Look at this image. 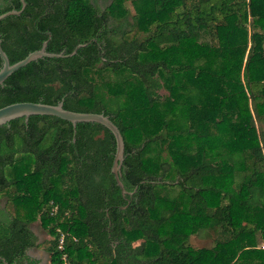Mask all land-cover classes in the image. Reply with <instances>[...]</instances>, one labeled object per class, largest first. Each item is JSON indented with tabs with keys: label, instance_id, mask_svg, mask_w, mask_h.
<instances>
[{
	"label": "trees",
	"instance_id": "16d2710c",
	"mask_svg": "<svg viewBox=\"0 0 264 264\" xmlns=\"http://www.w3.org/2000/svg\"><path fill=\"white\" fill-rule=\"evenodd\" d=\"M24 1L0 20L10 63L46 39L64 53L94 40L13 71L0 107L63 99L108 115L132 194L100 123L0 125V264L38 263L37 218L45 264H264V0ZM210 232L211 246L189 244Z\"/></svg>",
	"mask_w": 264,
	"mask_h": 264
},
{
	"label": "water",
	"instance_id": "95a60500",
	"mask_svg": "<svg viewBox=\"0 0 264 264\" xmlns=\"http://www.w3.org/2000/svg\"><path fill=\"white\" fill-rule=\"evenodd\" d=\"M22 6L19 10L10 9L3 13H0V20L8 15H17L25 6V1L20 0ZM92 40L87 42L78 43L71 52H49L46 50L48 39L42 42L39 49L30 51L25 57L10 63L6 52L2 49L0 40V57L2 59V66L0 67V85L3 84L4 80L15 70L26 65L27 63L37 60L42 57H65L72 56L77 52V49L89 44ZM30 115H53L61 119L67 120L72 123L74 133L76 124L79 122H97L105 126L111 131L115 138V151L111 165V172L114 175L116 184L119 186L122 195H131L132 191H128L122 180L120 179V166L124 159V140L119 128L113 123L108 115L103 112H79L65 109L63 107V99L59 100L56 104H48L44 102H31V101H19L13 102L0 107V125L6 124L9 121L23 117L27 121ZM125 206H122V208Z\"/></svg>",
	"mask_w": 264,
	"mask_h": 264
},
{
	"label": "rangeland",
	"instance_id": "374dc122",
	"mask_svg": "<svg viewBox=\"0 0 264 264\" xmlns=\"http://www.w3.org/2000/svg\"><path fill=\"white\" fill-rule=\"evenodd\" d=\"M99 9H102L109 3L110 0H92ZM126 5L131 8L129 2H126ZM132 11V9H131ZM163 80V79H162ZM160 93L167 94V89L165 86L160 89ZM5 200L0 199V206H4ZM30 228L36 236V246L28 250V254L38 260L37 264H45L48 260V253L46 247L48 246L49 240L51 239L50 235L42 228L40 225L39 219H35L30 223ZM213 232H210L204 237L198 236L196 234H191L189 237V244L194 247H209L212 244Z\"/></svg>",
	"mask_w": 264,
	"mask_h": 264
},
{
	"label": "built area",
	"instance_id": "2783aa9c",
	"mask_svg": "<svg viewBox=\"0 0 264 264\" xmlns=\"http://www.w3.org/2000/svg\"><path fill=\"white\" fill-rule=\"evenodd\" d=\"M65 263V262H64Z\"/></svg>",
	"mask_w": 264,
	"mask_h": 264
},
{
	"label": "flooded vegetation",
	"instance_id": "af4514ba",
	"mask_svg": "<svg viewBox=\"0 0 264 264\" xmlns=\"http://www.w3.org/2000/svg\"><path fill=\"white\" fill-rule=\"evenodd\" d=\"M28 253V252H27Z\"/></svg>",
	"mask_w": 264,
	"mask_h": 264
}]
</instances>
